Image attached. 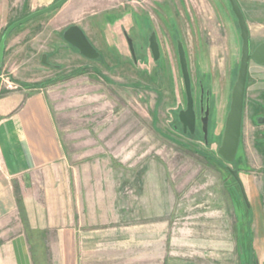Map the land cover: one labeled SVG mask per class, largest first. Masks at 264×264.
Here are the masks:
<instances>
[{
  "label": "rangeland",
  "instance_id": "rangeland-1",
  "mask_svg": "<svg viewBox=\"0 0 264 264\" xmlns=\"http://www.w3.org/2000/svg\"><path fill=\"white\" fill-rule=\"evenodd\" d=\"M237 1L252 13L264 4ZM31 3L0 0V42L11 24L53 4ZM82 3L71 0L17 27L5 41L0 84L37 89L63 79L55 78L58 70L73 71L77 98L84 91L91 96L87 116L93 129L103 132V147L123 166L125 212L139 213L142 230H158L157 264L171 254L184 264H264L263 68H249L256 73L245 86L233 162L218 154L241 59L240 43L229 55L227 33L217 32L216 15L228 8L226 0H93L87 8ZM133 12L135 20L127 16ZM71 27L82 31L95 51L92 58L65 41ZM252 33L258 41L264 29L253 25ZM178 44L187 64L193 132L179 120L187 94ZM199 91L210 97L208 119H202ZM84 112L77 109L78 115Z\"/></svg>",
  "mask_w": 264,
  "mask_h": 264
},
{
  "label": "crops",
  "instance_id": "crops-1",
  "mask_svg": "<svg viewBox=\"0 0 264 264\" xmlns=\"http://www.w3.org/2000/svg\"><path fill=\"white\" fill-rule=\"evenodd\" d=\"M59 72L37 89L0 84V264H157L158 230L125 212L123 166L87 116L91 96L78 99L73 71ZM162 264L184 263L171 254Z\"/></svg>",
  "mask_w": 264,
  "mask_h": 264
},
{
  "label": "water",
  "instance_id": "water-1",
  "mask_svg": "<svg viewBox=\"0 0 264 264\" xmlns=\"http://www.w3.org/2000/svg\"><path fill=\"white\" fill-rule=\"evenodd\" d=\"M68 0H58L52 5L36 11L25 18L11 24L5 33L3 34L0 42V63L2 61L3 53L5 50V41L8 36L19 26H22L29 21L37 18L39 16L50 14L58 9H60ZM233 11L236 13L237 18L239 20V26L241 30V37H242V52H241V59H240V67L238 71L237 81L234 84L232 95H231V104H230V111L227 115L225 121V128L223 133V139L220 148L218 149V154L222 157L224 161L227 163H231L234 160L239 137H240V127H241V119H242V106H243V97L245 91V83H246V75H247V62H248V40L246 35V28L243 23L242 17L240 12L234 2V0H229ZM65 41L74 46L79 50V52L87 57L92 58L95 55L94 49L91 47L87 39L85 38L82 31L77 27H71L64 36ZM178 57H179V65L181 70V75L184 83V87L187 94V109L184 112H181L179 115V120L182 123L183 127L188 128L191 132L194 130V112L192 110V100L190 96V84H189V77L187 72V64L186 59L184 56L183 48L180 44L177 47ZM264 53V44L261 45L256 52L254 53V58L264 63V59L261 58V54ZM206 120L203 122V129H206ZM234 179L238 183L240 187V191L242 197L248 206V202L244 193V189L240 180L238 179L235 172H231Z\"/></svg>",
  "mask_w": 264,
  "mask_h": 264
},
{
  "label": "flooded vegetation",
  "instance_id": "flooded-vegetation-1",
  "mask_svg": "<svg viewBox=\"0 0 264 264\" xmlns=\"http://www.w3.org/2000/svg\"><path fill=\"white\" fill-rule=\"evenodd\" d=\"M234 2H235L236 6L240 12L243 23L245 25L246 35H247V40H248V55L249 56H248V62H247V75H246V85H245L247 87V84H249L250 78L252 76H254L253 73L254 74L256 73L255 70L249 71L251 64L255 65L256 67L263 68V71H264V63L257 61L253 56L254 53L256 52V50L261 45L264 44V36H262L263 39L255 41L254 37H253V33H252L253 25L254 26L259 25L260 28L264 29V4L260 5L261 9L259 11L254 10L255 13H252V12L246 11L244 9L241 1L239 2L237 0H234ZM226 3L228 5V8L226 10L225 9L222 10L220 12L219 16H217L215 14L216 15V24L218 27L217 32H218V34L227 33L225 37H226V40H227L228 45H229L228 46V54L229 55L231 54L232 50H235L236 43L237 42L240 43V57H241L242 42L243 41H242V37H241L239 20L237 18L236 13L233 11V8H232L230 1L226 0ZM131 16L135 20L136 15L132 14ZM226 28H227L228 32H225ZM261 58L264 59V53L261 54ZM234 68L229 69L230 70L229 73L232 75H233V73H235ZM238 71H239V68H238ZM263 76H264V72H263ZM263 83H264V79H263ZM199 93H200V91H199ZM246 94H247V88L245 89V96H246ZM262 96L264 97V89L262 91ZM198 104L200 105V108H202V111H203L202 119H208L209 114H210V97H209V95L205 96L204 93H202V94L200 93ZM262 105H264V99H263ZM258 120L263 121L262 119H258Z\"/></svg>",
  "mask_w": 264,
  "mask_h": 264
}]
</instances>
